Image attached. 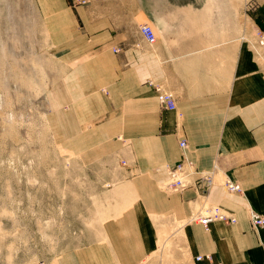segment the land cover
<instances>
[{
  "label": "crops",
  "instance_id": "0c3cea01",
  "mask_svg": "<svg viewBox=\"0 0 264 264\" xmlns=\"http://www.w3.org/2000/svg\"><path fill=\"white\" fill-rule=\"evenodd\" d=\"M84 5L75 14L87 37L83 61L96 66L114 112L135 205L91 234L83 264H264V225L252 221L264 217V8L256 33L244 25L237 35L222 28L220 0ZM147 23L155 43L141 32ZM157 86L173 94L174 110L160 105ZM185 158L194 164L188 185L166 187ZM230 179L241 191L227 188ZM214 206L236 222L205 227L196 217Z\"/></svg>",
  "mask_w": 264,
  "mask_h": 264
},
{
  "label": "rangeland",
  "instance_id": "374dc122",
  "mask_svg": "<svg viewBox=\"0 0 264 264\" xmlns=\"http://www.w3.org/2000/svg\"><path fill=\"white\" fill-rule=\"evenodd\" d=\"M88 2L0 0V264H83L91 234L135 205L114 112L83 61L75 14ZM260 8L220 0L222 28L256 33Z\"/></svg>",
  "mask_w": 264,
  "mask_h": 264
},
{
  "label": "built area",
  "instance_id": "2783aa9c",
  "mask_svg": "<svg viewBox=\"0 0 264 264\" xmlns=\"http://www.w3.org/2000/svg\"><path fill=\"white\" fill-rule=\"evenodd\" d=\"M141 32L150 43H155L157 39V32L152 24L150 23L144 24L141 27ZM261 43H264V36L261 39ZM156 90L158 92V100L160 105L166 110H174L176 108V103L173 94L165 90L161 86H157ZM180 146L183 149H187L188 144L185 140H182L180 142ZM193 166H194L193 162L188 158H185L184 160L180 161L177 165L170 167L169 186L174 189L186 187L188 185L189 173L193 170ZM201 182L205 183L206 185H210L211 177L204 176L203 178H201ZM226 186L231 191L234 192L241 191V186L231 179L226 181ZM196 219L200 223L205 225V227L207 228L212 222L218 220L233 222V223L236 222V218L234 216L227 214L219 206H214L209 208L204 214H199V216H197ZM252 221H253V225L255 226L264 225V217H262L260 214H257L255 212L252 214ZM199 258H201V256H199Z\"/></svg>",
  "mask_w": 264,
  "mask_h": 264
},
{
  "label": "bare ground",
  "instance_id": "6f19581e",
  "mask_svg": "<svg viewBox=\"0 0 264 264\" xmlns=\"http://www.w3.org/2000/svg\"><path fill=\"white\" fill-rule=\"evenodd\" d=\"M10 1H13V0H10ZM14 1H17V0H14ZM20 3L22 5L23 8L25 9H30L32 6V4L30 3V0H20ZM13 7V6H12ZM262 22V21H261ZM84 28V27H83ZM61 77V76H60ZM98 107V106H97ZM96 107V108H97ZM82 116V115H81ZM186 150V149H185ZM177 165V164H176ZM170 176V175H169ZM216 178V177H215ZM218 183V182H217ZM178 189V188H177Z\"/></svg>",
  "mask_w": 264,
  "mask_h": 264
}]
</instances>
